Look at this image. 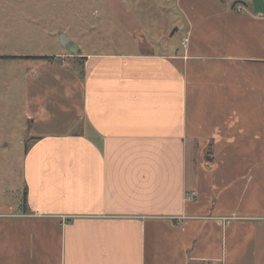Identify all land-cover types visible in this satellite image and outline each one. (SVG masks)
Returning <instances> with one entry per match:
<instances>
[{"label":"crops","instance_id":"crops-1","mask_svg":"<svg viewBox=\"0 0 264 264\" xmlns=\"http://www.w3.org/2000/svg\"><path fill=\"white\" fill-rule=\"evenodd\" d=\"M176 4L180 47L25 73L0 264H264V0Z\"/></svg>","mask_w":264,"mask_h":264},{"label":"rangeland","instance_id":"rangeland-1","mask_svg":"<svg viewBox=\"0 0 264 264\" xmlns=\"http://www.w3.org/2000/svg\"><path fill=\"white\" fill-rule=\"evenodd\" d=\"M177 0H0V184L15 188L26 137L24 77L31 65L59 60L74 67L65 36L82 51L127 52L135 39L182 45L185 21ZM155 50L159 51L160 48ZM18 56L19 58H15ZM7 162V163H6Z\"/></svg>","mask_w":264,"mask_h":264},{"label":"trees","instance_id":"trees-1","mask_svg":"<svg viewBox=\"0 0 264 264\" xmlns=\"http://www.w3.org/2000/svg\"><path fill=\"white\" fill-rule=\"evenodd\" d=\"M19 58L18 56H15V58ZM33 58H39V59H44V60H48V61H50V60H53V58L54 59H58L59 58V60H60V57H58V56H46V55H44V56H37V57H33ZM73 59L72 60H74L75 62H77L79 65H81V63H82V60H83V58L84 57H78V56H73L72 57ZM25 192H24V196H23V201L25 202Z\"/></svg>","mask_w":264,"mask_h":264},{"label":"water","instance_id":"water-1","mask_svg":"<svg viewBox=\"0 0 264 264\" xmlns=\"http://www.w3.org/2000/svg\"><path fill=\"white\" fill-rule=\"evenodd\" d=\"M60 42H61V44L66 46L71 51V53L73 55H77L78 49H77L76 45L72 41L68 40L65 36H61L60 37Z\"/></svg>","mask_w":264,"mask_h":264}]
</instances>
